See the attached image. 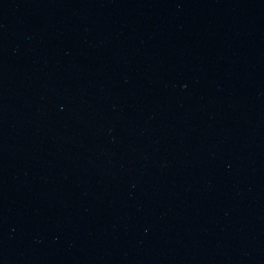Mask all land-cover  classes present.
Returning <instances> with one entry per match:
<instances>
[{"label": "water", "instance_id": "obj_1", "mask_svg": "<svg viewBox=\"0 0 264 264\" xmlns=\"http://www.w3.org/2000/svg\"><path fill=\"white\" fill-rule=\"evenodd\" d=\"M0 264H264V0H0Z\"/></svg>", "mask_w": 264, "mask_h": 264}]
</instances>
